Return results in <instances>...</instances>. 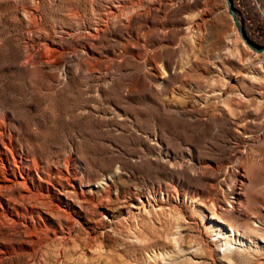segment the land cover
Returning <instances> with one entry per match:
<instances>
[{"label": "rangeland", "instance_id": "rangeland-1", "mask_svg": "<svg viewBox=\"0 0 264 264\" xmlns=\"http://www.w3.org/2000/svg\"><path fill=\"white\" fill-rule=\"evenodd\" d=\"M263 59L225 0H0V264H264Z\"/></svg>", "mask_w": 264, "mask_h": 264}, {"label": "water", "instance_id": "water-1", "mask_svg": "<svg viewBox=\"0 0 264 264\" xmlns=\"http://www.w3.org/2000/svg\"><path fill=\"white\" fill-rule=\"evenodd\" d=\"M226 2V8H227V11L228 13L230 14L231 18H232V21L234 22L235 26H236V29L239 33V35L241 36V38L244 40V42L251 48L253 49L255 52H260L262 49H264V46H255L254 44H252L248 38L245 37L244 33L242 32V29L241 27L239 26L238 22H237V19H236V16H235V13L233 11V8L230 4V0H225ZM262 69L264 71V59L262 61Z\"/></svg>", "mask_w": 264, "mask_h": 264}, {"label": "bare ground", "instance_id": "bare-ground-1", "mask_svg": "<svg viewBox=\"0 0 264 264\" xmlns=\"http://www.w3.org/2000/svg\"><path fill=\"white\" fill-rule=\"evenodd\" d=\"M17 181V180H16ZM16 184H17V182H12V183H6L5 182V184H0V188L1 189H6V190H10V189H12L13 187H15L16 186ZM89 247V246H88Z\"/></svg>", "mask_w": 264, "mask_h": 264}]
</instances>
